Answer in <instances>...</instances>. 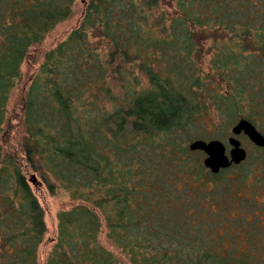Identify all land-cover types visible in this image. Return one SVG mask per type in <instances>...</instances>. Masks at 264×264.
<instances>
[{
  "label": "trees",
  "instance_id": "16d2710c",
  "mask_svg": "<svg viewBox=\"0 0 264 264\" xmlns=\"http://www.w3.org/2000/svg\"><path fill=\"white\" fill-rule=\"evenodd\" d=\"M74 1L0 0V131L29 49L70 17ZM165 7L174 8L173 15H166ZM116 13L123 23L116 25L117 33L124 32L125 43L120 35L113 36ZM94 29L112 41L107 67L113 74L120 76L122 65L138 60L149 79L148 90L127 92L115 112L98 118L100 143L108 141L124 153L134 151L125 160L130 167L125 171L116 172L113 166L104 171V159L92 153L71 115L64 89L76 78L71 67L86 55V35ZM204 54L211 56L206 73L201 68ZM40 72L47 77L39 75L29 89L23 103L26 122L39 119L48 126L57 119L61 132L54 137L33 124L26 128L23 156L3 154L0 147V264H37L46 232L43 209L24 174L26 164L46 182L50 193L55 190L51 176L66 181L62 186L73 189L75 199L83 197L82 188L93 182L99 189L94 205L104 214L108 236L131 264H202L191 261L197 240L183 228L172 206L161 194L151 195V187L144 191L143 179L132 182V164L145 160L136 145L154 142L191 122L205 109L206 92L226 125L240 118L254 121L264 114V0H88L79 28L45 56ZM64 171H77V180L64 176ZM135 205L143 212L133 218ZM97 233L98 216L89 207L61 213L58 244L46 264H118L98 245ZM243 235L248 246L230 264H264V247L252 234Z\"/></svg>",
  "mask_w": 264,
  "mask_h": 264
},
{
  "label": "rangeland",
  "instance_id": "374dc122",
  "mask_svg": "<svg viewBox=\"0 0 264 264\" xmlns=\"http://www.w3.org/2000/svg\"><path fill=\"white\" fill-rule=\"evenodd\" d=\"M87 2L88 0H75L70 17L57 23L46 33L38 45L29 49L20 66L21 76L15 82L8 97L5 119L0 131L1 153L23 156L26 128L33 124L43 127L46 134L59 137L61 132L59 125L61 124L57 119L56 122H52L48 126H46L47 122L39 119L36 123L31 121L30 124H27L23 103L27 99L35 78L38 79L39 75L46 76L40 72L45 56L63 43L72 31L79 28ZM162 10L168 16L174 13V8L165 7ZM112 18V22L116 19L113 22L115 25L112 26L113 36L117 38V35H120L121 42L125 43L126 35L123 31L117 33L116 26L118 22L122 23V18L118 13L112 14ZM123 36L125 37L123 38ZM84 45L86 55L81 58L77 56L79 58L73 62L75 67H71L77 71L76 78L71 80L70 86L66 85L64 88L70 99L71 115L79 124L92 153L100 154L103 157L104 162L101 166L105 167L104 171L111 168L110 166L115 167L116 172L125 171L130 168L125 160L134 155V151L124 153L125 151L117 149L108 141L100 143L98 139L100 132L97 131L100 125L98 129L96 126L101 119L98 120V118L115 112L127 92L148 90L149 79L146 73L139 69L136 59L133 65L124 64L121 66L124 72H121L120 76L117 73L113 74L112 67H107L112 41L98 29L87 32ZM205 46L209 47L210 41L205 42ZM151 53L155 57H159V52L151 50ZM210 57L208 54L202 56L201 68L204 73L208 71L207 64ZM79 63L81 66L78 65ZM154 71L156 72V70ZM196 76H198L197 73ZM201 79L204 80V77L202 76ZM40 81H43L42 78ZM202 96L205 109L191 122L174 132L154 139V142L146 143L143 140L141 143H137L136 149L145 160L139 165L135 164L138 162L132 164L135 174L132 177V182L136 184L140 179H143L144 191L151 187L153 189L151 195L161 194L165 203L171 205V208L177 213V218L181 221L183 228L194 234L197 244L189 254L193 263L201 261L202 264H230V261L236 260H232L233 258L247 248L248 244L246 245L244 242L243 235L246 232L252 234L254 241L259 246L264 247V184L261 182L262 179L260 186L254 187L258 177L264 176V154L245 142L251 158L244 168L247 170L246 176H249L247 191L250 194L246 201L244 199L232 201L229 185L234 179H231V176L241 175L239 170L225 171L222 168L217 173H212L203 165L205 155L200 151L189 150V145L197 140L205 142L218 140L227 146L230 128L238 119L231 125H226L225 119L220 116L211 102L210 94L206 92ZM254 122L263 134L264 114H258ZM62 124L64 125V123ZM21 160L26 163L24 158ZM39 166L46 174L45 169L41 165ZM148 169H152V171L149 172ZM76 172L70 174L68 171H64L66 175L62 173L66 177L77 180L74 177ZM148 172L149 175H145ZM24 174H26V178L28 177V182H26L44 212L46 232L38 247L37 264H46L51 252L58 244L60 214L71 212L77 206H87L98 216L96 236L98 245L109 252L118 264H131L129 257L108 236L104 214L94 205V201L99 197L96 189H99L93 182H88L90 185L82 188L83 197L75 199L72 197L74 190L68 191L62 186L66 184V181L57 180L61 179L60 176L58 178L49 177V182L55 186L54 193H50L46 182L28 164H26ZM30 177L32 180H29ZM85 177L86 180L90 178L87 175ZM241 197L239 198L242 199ZM133 209L135 214L133 218L143 212L136 205ZM258 219H261V225L258 224ZM141 226H144L142 222Z\"/></svg>",
  "mask_w": 264,
  "mask_h": 264
},
{
  "label": "water",
  "instance_id": "95a60500",
  "mask_svg": "<svg viewBox=\"0 0 264 264\" xmlns=\"http://www.w3.org/2000/svg\"><path fill=\"white\" fill-rule=\"evenodd\" d=\"M232 132L234 134H239L243 132L255 145H264L263 137L249 122L245 120H240L234 126ZM229 143L234 147L230 153L231 160H233L235 163H239L245 158V153L242 149H239V144L237 141L230 139ZM189 150L202 152L205 155L203 165L212 173H217L220 169H225V167H227L228 165V158L225 154V147L221 141L212 140L205 142L202 140H197L189 145Z\"/></svg>",
  "mask_w": 264,
  "mask_h": 264
},
{
  "label": "flooded vegetation",
  "instance_id": "af4514ba",
  "mask_svg": "<svg viewBox=\"0 0 264 264\" xmlns=\"http://www.w3.org/2000/svg\"><path fill=\"white\" fill-rule=\"evenodd\" d=\"M240 120H245V121L249 122L264 139V133L262 134L261 131L258 130V127L254 124L256 122H254L252 120H249L247 118H240L235 123L232 124V126L230 128L229 137L227 138V146L224 145L225 154H226V156L228 158V165H227V167H225V171H231V170H237L238 169L239 173L241 174V175H237L235 177L231 176V179H234V180H231V184L229 185L230 193H231V197L230 198H232V201L234 199H235V201L236 200H243V199L246 201L247 198H248V194H250L247 191L248 190L247 189V183H248L247 179L249 178V176H246L247 175V170L244 169V168H245L246 163H248L251 158H250V151H248V149L246 148V145H245L246 143L245 142H247L249 144V146L257 149L259 152H262L264 154V145L263 146L255 145L254 143H252L249 140V138L243 132H241L239 134H234L232 132L234 126ZM230 139H232L234 141H237L238 144H239L238 145L239 149H242L244 151V153H245V158L242 161H240L239 163H235L233 160H231V154L230 153H231V151L233 150L234 147H233V145H231L229 143ZM263 165H264V158H263ZM261 179H262L261 182L264 184V176H261V177L259 176L258 180L255 182V185H254L255 188H258L260 186V180ZM255 188H253V189H255ZM253 192L256 193L255 191H253ZM232 196H234V197H232ZM240 196H242L241 197L242 199L239 198ZM231 215H232V213H231ZM231 217L233 218V215ZM258 220H259L258 224L261 225V219H258Z\"/></svg>",
  "mask_w": 264,
  "mask_h": 264
}]
</instances>
